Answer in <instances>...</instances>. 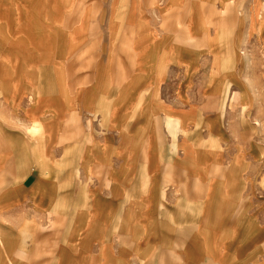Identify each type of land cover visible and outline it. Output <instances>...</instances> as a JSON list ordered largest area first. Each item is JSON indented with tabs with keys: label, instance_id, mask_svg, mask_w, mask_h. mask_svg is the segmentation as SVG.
<instances>
[{
	"label": "crops",
	"instance_id": "0c3cea01",
	"mask_svg": "<svg viewBox=\"0 0 264 264\" xmlns=\"http://www.w3.org/2000/svg\"><path fill=\"white\" fill-rule=\"evenodd\" d=\"M227 1L0 0V264H264Z\"/></svg>",
	"mask_w": 264,
	"mask_h": 264
},
{
	"label": "rangeland",
	"instance_id": "374dc122",
	"mask_svg": "<svg viewBox=\"0 0 264 264\" xmlns=\"http://www.w3.org/2000/svg\"><path fill=\"white\" fill-rule=\"evenodd\" d=\"M217 12L219 40L242 45L235 59L239 64L244 61V68L247 66L245 74L250 78V90L264 94V0H229L218 5ZM3 230L0 218V236Z\"/></svg>",
	"mask_w": 264,
	"mask_h": 264
}]
</instances>
